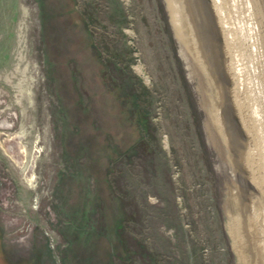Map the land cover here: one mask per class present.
Here are the masks:
<instances>
[{
	"label": "rangeland",
	"instance_id": "obj_1",
	"mask_svg": "<svg viewBox=\"0 0 264 264\" xmlns=\"http://www.w3.org/2000/svg\"><path fill=\"white\" fill-rule=\"evenodd\" d=\"M193 1L0 0V264H264L229 3L214 61Z\"/></svg>",
	"mask_w": 264,
	"mask_h": 264
},
{
	"label": "water",
	"instance_id": "obj_2",
	"mask_svg": "<svg viewBox=\"0 0 264 264\" xmlns=\"http://www.w3.org/2000/svg\"><path fill=\"white\" fill-rule=\"evenodd\" d=\"M264 139V0H228Z\"/></svg>",
	"mask_w": 264,
	"mask_h": 264
},
{
	"label": "bare ground",
	"instance_id": "obj_3",
	"mask_svg": "<svg viewBox=\"0 0 264 264\" xmlns=\"http://www.w3.org/2000/svg\"><path fill=\"white\" fill-rule=\"evenodd\" d=\"M202 2H203V0L193 1V3L195 4V7H196V12H197L198 16L200 15L199 18L200 17L203 18L202 22H201V18H200V20L198 21V24H199L201 31H203V38H204V42H205V47L207 49L206 51H207L209 57L214 59V56L217 53L218 41L213 39V37L215 35V34H213L214 33L213 32V26L214 25H210L211 20L209 22V19H210L209 14L207 13L205 8L203 7ZM214 61H215V59H214ZM2 144L4 146H6L5 142H3ZM19 155H20V153H19Z\"/></svg>",
	"mask_w": 264,
	"mask_h": 264
}]
</instances>
